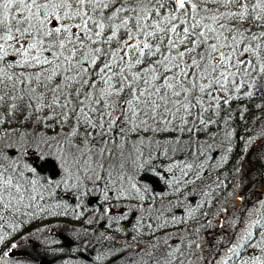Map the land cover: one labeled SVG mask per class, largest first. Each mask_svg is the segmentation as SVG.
<instances>
[{"label":"snow or ice","instance_id":"snow-or-ice-1","mask_svg":"<svg viewBox=\"0 0 264 264\" xmlns=\"http://www.w3.org/2000/svg\"><path fill=\"white\" fill-rule=\"evenodd\" d=\"M262 112L264 0H0V228L15 231L21 214L56 215L40 203L46 194L67 185L75 198L90 184L104 201H136L137 225L153 219V236L169 224L189 233L141 245L137 232L122 244L126 264H264V199L230 203L214 224L195 199L184 198L179 217L158 203L210 175L208 160L226 164L233 136L243 142L237 163L253 148L264 162V131L239 135ZM165 148L191 161L170 156L165 176L151 163ZM33 156L57 171L42 175ZM141 169L166 191L137 181ZM109 213L125 217L115 205Z\"/></svg>","mask_w":264,"mask_h":264},{"label":"trees","instance_id":"trees-1","mask_svg":"<svg viewBox=\"0 0 264 264\" xmlns=\"http://www.w3.org/2000/svg\"><path fill=\"white\" fill-rule=\"evenodd\" d=\"M249 116L251 117L252 114L249 113ZM248 128L247 132L239 131V135L246 138L259 137L264 131V112L258 113L255 118H250ZM157 139L166 144L162 137ZM222 139V135L218 137V140ZM232 139L233 151L228 153L226 164L217 167L221 164V157H217L215 161L208 160L202 171L207 172L211 168L210 175L198 180L196 185L185 188L183 196L169 192L163 200H158V203L165 208L166 216L170 217L172 213H176L177 217L181 213L187 215L189 208L179 207L187 197L188 200L195 199L197 203H202L203 210L208 212V216L201 217V220L210 219L214 224L217 216L221 214V209L230 203L235 206L244 203L251 207L252 204L264 199V166H262L264 162L257 159L253 148L237 163L243 142H237L235 136ZM166 151L167 148L158 149L152 152L151 157V163L157 165L156 171L165 176L168 174L164 173V168L169 166L170 156L177 161H191L184 152L165 155ZM31 160L44 176H51L57 171L56 163L51 159L45 162L33 156ZM236 167L240 169L238 173L235 171ZM135 179L145 187L150 186V189L156 192L166 191L163 180L153 172L141 169ZM66 187L67 185L60 189L54 188L51 195L46 194L45 200L40 201L51 211L56 212V215H48L47 212L27 216L21 214L16 220L17 223L23 222L18 229L13 231L7 224L0 228V235L7 233L5 240L0 243V256L8 251L12 244L17 245L14 251L19 252L15 257L11 255L6 257L7 264H113V260L118 256H125V260L118 261V264H126L127 256L122 244H134L131 237L137 235V232L142 237L141 245L156 243L158 240L163 243L162 237L166 233L173 234L168 239L169 244L179 243L189 235L182 232L180 227L169 224L167 229L157 228L156 235L153 236L147 229L148 224H153L155 227L153 219L146 218L140 222L142 226L137 225V217L140 214L133 210L136 201L124 199L104 201V190L90 184L87 190L81 186L82 194H74V198L65 190ZM201 189L209 194L201 195ZM237 195H243L244 201H237ZM89 198L93 199L89 201ZM169 198L172 201L171 206L168 204ZM113 205L125 213L124 218H120L117 214V218L113 220L111 213L107 216L102 215L104 208ZM190 207L195 208V204ZM195 215L199 216L200 213L196 212ZM187 223L190 227L195 225L193 220ZM183 246L181 244V247Z\"/></svg>","mask_w":264,"mask_h":264},{"label":"rangeland","instance_id":"rangeland-1","mask_svg":"<svg viewBox=\"0 0 264 264\" xmlns=\"http://www.w3.org/2000/svg\"><path fill=\"white\" fill-rule=\"evenodd\" d=\"M18 254L19 252L14 251V249L10 253L11 257H15V255H18Z\"/></svg>","mask_w":264,"mask_h":264},{"label":"water","instance_id":"water-1","mask_svg":"<svg viewBox=\"0 0 264 264\" xmlns=\"http://www.w3.org/2000/svg\"><path fill=\"white\" fill-rule=\"evenodd\" d=\"M93 198H89V201L92 200ZM119 242V241H118Z\"/></svg>","mask_w":264,"mask_h":264}]
</instances>
